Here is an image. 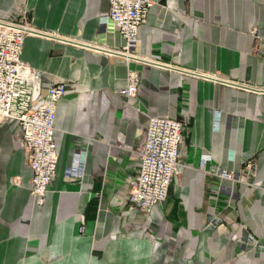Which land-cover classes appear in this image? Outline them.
Here are the masks:
<instances>
[{"label":"crops","instance_id":"1","mask_svg":"<svg viewBox=\"0 0 264 264\" xmlns=\"http://www.w3.org/2000/svg\"><path fill=\"white\" fill-rule=\"evenodd\" d=\"M152 1L132 49L159 65L82 45L123 43L103 22L109 0H0V18L24 14L44 33L26 35L20 55L41 72L40 95L67 84L43 205L17 121L0 120V264H264V0ZM128 70L139 75L129 99L116 92ZM162 115L184 121L179 163L147 214L126 197L148 119ZM75 153L83 180L63 175ZM213 165L235 173L232 195Z\"/></svg>","mask_w":264,"mask_h":264},{"label":"built area","instance_id":"2","mask_svg":"<svg viewBox=\"0 0 264 264\" xmlns=\"http://www.w3.org/2000/svg\"><path fill=\"white\" fill-rule=\"evenodd\" d=\"M153 4L152 0H109V9L103 22L117 29L123 43L118 47L82 45L108 55L121 56L125 61L133 59L148 65H159V61L132 49L137 40L138 27L146 21ZM28 34L44 35L29 23L24 14L17 20L0 18V120L17 121V134L32 170L30 194L36 205H43L48 187L57 175L54 119L57 103L64 96L67 84L57 81L44 96L40 95L41 72L25 65L20 58L24 37ZM181 71L196 75L184 69ZM138 86V73L128 70L126 84L118 87L116 92L129 99L136 95ZM258 91L264 92V87ZM183 128L184 121L168 115L148 119L143 139L135 151L139 164L135 177L129 181L126 197L128 203L144 213L149 214L168 198L171 180L179 163ZM210 161L211 155L203 153L200 167L206 170ZM207 171L221 182L228 181L230 186L221 185L220 189L233 194V187L238 180L233 171L220 165H213ZM63 175L69 179L83 180L85 158L75 153L69 165L63 169Z\"/></svg>","mask_w":264,"mask_h":264},{"label":"rangeland","instance_id":"3","mask_svg":"<svg viewBox=\"0 0 264 264\" xmlns=\"http://www.w3.org/2000/svg\"><path fill=\"white\" fill-rule=\"evenodd\" d=\"M237 229H238L237 234H239L240 237H243L245 240L248 241V243H253V242L255 243L252 234L248 231L245 225L241 223L238 225ZM245 247L247 248L248 245L246 244Z\"/></svg>","mask_w":264,"mask_h":264}]
</instances>
